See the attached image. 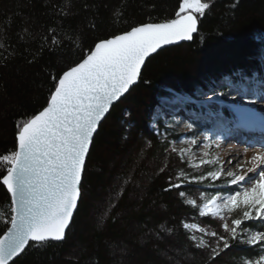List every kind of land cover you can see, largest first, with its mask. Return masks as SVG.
Masks as SVG:
<instances>
[{
    "label": "trees",
    "instance_id": "obj_1",
    "mask_svg": "<svg viewBox=\"0 0 264 264\" xmlns=\"http://www.w3.org/2000/svg\"><path fill=\"white\" fill-rule=\"evenodd\" d=\"M181 2L0 0V155L15 150V124L45 105L50 77L79 60L81 49L87 51L97 37L174 18ZM204 2L210 9L198 17L192 43L152 57L138 85L101 125L66 240L30 247L15 264H212L208 250L196 249L187 238L191 231L183 227L199 219L197 208L179 190H164L170 176L179 182L175 177L182 160L151 123L161 99L193 107L199 93L224 78L264 80V0ZM223 111L228 118L234 115ZM190 188L183 184L180 190L186 195ZM9 205L10 197L0 187V235L10 226L5 223ZM247 225L253 230L252 223ZM226 251L216 264L259 257V245L234 243Z\"/></svg>",
    "mask_w": 264,
    "mask_h": 264
},
{
    "label": "snow or ice",
    "instance_id": "obj_2",
    "mask_svg": "<svg viewBox=\"0 0 264 264\" xmlns=\"http://www.w3.org/2000/svg\"><path fill=\"white\" fill-rule=\"evenodd\" d=\"M209 9L210 3L204 0H182L174 18L143 22L120 34L97 37L87 51L81 49L79 60L50 77L53 83L45 105L15 124V150L0 155V162L4 163L0 187L10 197L11 212L5 222L10 226L0 235V264H15L14 258L25 254L30 247L40 249L66 240V230L82 199L86 158L102 120L141 78L146 59L165 45L193 40V34L198 31V17H203ZM115 15L121 13L117 11ZM91 28L95 29L96 25L93 23ZM52 43L58 41L53 38ZM235 88L242 96L264 95L252 83L238 84ZM229 107L241 120L251 119L248 115L251 110L238 102ZM210 147L211 144H204L198 164L192 158L187 163L193 168L219 165L215 171L191 178L180 172L175 177L179 182L170 176L164 190H179L178 195L184 197L185 192L180 190L183 184L215 181L222 176L240 189H233L227 196H213L202 205H197L195 200L186 201L198 208L201 217H216L220 221L224 234L194 224L183 225L200 233L187 238L196 249H207L209 259L216 264V259L222 253L227 254L226 250L234 243L264 246V231H249L246 224L253 222L255 226L258 222L264 226V148L233 163L232 159L211 158ZM180 152L183 156L190 149ZM241 264H264V254L258 259L242 260Z\"/></svg>",
    "mask_w": 264,
    "mask_h": 264
},
{
    "label": "rangeland",
    "instance_id": "obj_3",
    "mask_svg": "<svg viewBox=\"0 0 264 264\" xmlns=\"http://www.w3.org/2000/svg\"><path fill=\"white\" fill-rule=\"evenodd\" d=\"M254 81L255 80H245L236 83V81L230 78H224L216 82L212 87L207 89V91L199 93L197 98L193 99V107L178 101L171 102L167 99H161L159 101V107L153 117L151 127L159 138L169 141L171 150L173 148L177 149V151L173 153L178 155L180 160H182L183 166L179 173L184 172L191 178L201 174L207 175L208 171H215L219 167V165H207L193 168L187 163L190 158L193 159V163H199V158L203 156L204 144L206 143L211 144V147L208 149L211 158L219 157L221 161L227 160L223 158V153L232 147L238 149L237 152H234L236 159L241 158V149H243L244 152L254 153L264 148V146H259L262 144L257 145L250 144L249 141L247 142V136L245 137L242 134L243 132H241L243 131L241 129L243 127L241 118L229 107V104L238 102L239 104H246L249 108L253 109L261 103L264 95L245 94L242 96L235 88V85H248ZM254 87L258 92L264 94V81L262 83L255 82ZM214 92L217 95L214 96ZM225 93L226 95H224ZM220 101H223V103H220ZM217 108H219V113L216 112ZM223 109L230 110L234 114L232 118L226 117ZM261 116H264V114L261 113ZM189 125L190 127H187ZM205 136L209 139L205 140ZM193 140L196 141L195 144L192 143ZM182 149H190V153H186L182 156L180 152ZM237 154L239 155L237 156ZM224 166L226 168L229 167L227 164ZM185 184L191 185L193 188L188 190V193L183 197L184 200H195L197 205H202L213 196L230 195L233 189L240 190L236 185H232L229 182V178L224 176L215 181L209 179L201 183L193 181ZM242 186L243 185H241V187ZM218 187L220 189H218ZM205 218L209 220V223ZM199 219L191 220L188 224L198 225L210 231L224 234L223 228L220 226V221L216 217H201L199 215ZM247 223L248 222H246V224ZM250 223L253 225V222ZM262 229L264 231V226H261L257 222L253 230L249 229V231H259ZM189 230L192 234L197 236L200 235L199 232H194L192 229ZM204 238L206 241L209 240L207 236ZM212 243L214 244L215 242L212 241ZM247 246L251 247V245ZM261 254H264V246H259V255ZM238 264H241V262Z\"/></svg>",
    "mask_w": 264,
    "mask_h": 264
},
{
    "label": "bare ground",
    "instance_id": "obj_4",
    "mask_svg": "<svg viewBox=\"0 0 264 264\" xmlns=\"http://www.w3.org/2000/svg\"><path fill=\"white\" fill-rule=\"evenodd\" d=\"M240 106L251 110V112L248 114L249 116H251V119L242 120V134L245 137L247 136V142L249 141L250 144H262L259 146H264V116H261V113L264 114V98L262 97L261 103L258 106H255L253 109L249 108V106L246 104H240ZM218 109L219 108H217L216 112L219 113ZM237 151L238 149H236V147H232L231 149H228L223 153V158L232 159L233 163H236L239 160L243 161L246 157H250L252 154L250 152H244V150L241 149V158L236 159L234 152ZM238 155L239 154H237V156ZM249 175L252 174L250 173Z\"/></svg>",
    "mask_w": 264,
    "mask_h": 264
},
{
    "label": "water",
    "instance_id": "obj_5",
    "mask_svg": "<svg viewBox=\"0 0 264 264\" xmlns=\"http://www.w3.org/2000/svg\"><path fill=\"white\" fill-rule=\"evenodd\" d=\"M196 34H197V33H194V34H193V39H194V37H195ZM192 41H193V40H191V41H179V42H176V43L171 44V45H165V46H163L161 49L157 50L156 53L151 54V55L146 59L145 64L142 66V69H141V75H142V72H143V70H144V67H145L146 63H147L152 57L156 56L158 53H160L161 51H163V50H165V49L172 48V47H177V46H180V45H183V44H190V43H192ZM139 80H140V79H139ZM139 80L137 81V83H136L135 85H133V86L130 88L129 93L131 92V90H132L133 88H135V87L138 85ZM129 93H126L125 96L122 97L120 101H118V102H116V103L114 104V106L110 109L109 113L106 114L105 119L102 120L101 124L99 125V127H98V129H97V133H98V131H99L101 125L104 123V121L106 120V118L109 116V114H110V112L112 111V109H113L118 103H120V102H121V101H122V100H123L128 94H129ZM97 133L94 134L93 142H94V139H95V136L97 135ZM93 142H92V144L90 145L89 154H90V151H91V148H92ZM88 157H89V155H88ZM88 157L86 158V164H87ZM85 168H86V165H85ZM84 172H85V171H84ZM83 176H84V173L82 174V181H83ZM79 204H80V201L78 202V206H79ZM77 210H78V208H77ZM77 210H76V211L74 212V214H73V219H74V216H75ZM71 224H72V223H71ZM71 224H70V226H71ZM67 232H68V230H66V234H67ZM53 243H61V242H53ZM15 259H16V258H14V260H15ZM10 264H11V262H10Z\"/></svg>",
    "mask_w": 264,
    "mask_h": 264
}]
</instances>
